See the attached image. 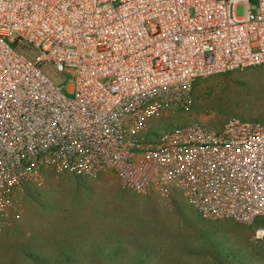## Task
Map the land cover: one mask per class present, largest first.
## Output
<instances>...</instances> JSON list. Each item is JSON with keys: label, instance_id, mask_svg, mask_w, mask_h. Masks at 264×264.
I'll use <instances>...</instances> for the list:
<instances>
[{"label": "built area", "instance_id": "obj_1", "mask_svg": "<svg viewBox=\"0 0 264 264\" xmlns=\"http://www.w3.org/2000/svg\"><path fill=\"white\" fill-rule=\"evenodd\" d=\"M261 65L264 0H0V211L10 188L58 166L112 170L125 191L168 204L177 191L205 219L254 222L264 122L147 134L155 110L191 105L196 81ZM49 69L73 78L72 98Z\"/></svg>", "mask_w": 264, "mask_h": 264}, {"label": "rangeland", "instance_id": "obj_2", "mask_svg": "<svg viewBox=\"0 0 264 264\" xmlns=\"http://www.w3.org/2000/svg\"><path fill=\"white\" fill-rule=\"evenodd\" d=\"M236 14L245 15L243 4ZM8 41L24 49L14 36ZM48 74L74 96L71 76ZM231 118L264 122V65L196 81L191 105L155 110L147 136L192 123L221 128ZM7 201L0 264H264V216L208 220L177 191L168 204L123 190L112 170L89 176L50 166L10 188Z\"/></svg>", "mask_w": 264, "mask_h": 264}, {"label": "crops", "instance_id": "obj_3", "mask_svg": "<svg viewBox=\"0 0 264 264\" xmlns=\"http://www.w3.org/2000/svg\"><path fill=\"white\" fill-rule=\"evenodd\" d=\"M118 180V179H117Z\"/></svg>", "mask_w": 264, "mask_h": 264}]
</instances>
